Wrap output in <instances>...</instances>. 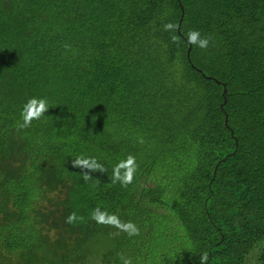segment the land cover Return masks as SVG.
I'll return each instance as SVG.
<instances>
[{
  "label": "trees",
  "instance_id": "1",
  "mask_svg": "<svg viewBox=\"0 0 264 264\" xmlns=\"http://www.w3.org/2000/svg\"><path fill=\"white\" fill-rule=\"evenodd\" d=\"M0 264H264V0H0Z\"/></svg>",
  "mask_w": 264,
  "mask_h": 264
},
{
  "label": "water",
  "instance_id": "2",
  "mask_svg": "<svg viewBox=\"0 0 264 264\" xmlns=\"http://www.w3.org/2000/svg\"><path fill=\"white\" fill-rule=\"evenodd\" d=\"M182 6V13H181V18L179 20V26H178V30L180 32V27H181V24H182V20H183V17H184V6L181 4ZM191 48H192V43L189 41V47H188V51H187V55H188V58H190V51H191ZM205 74V73H203ZM206 75V74H205ZM226 88L224 89V95L226 94ZM226 99H224V103L226 102ZM226 123H227V118H226Z\"/></svg>",
  "mask_w": 264,
  "mask_h": 264
}]
</instances>
